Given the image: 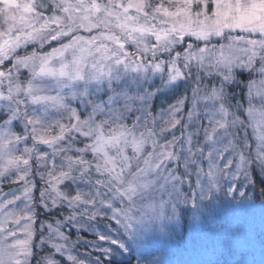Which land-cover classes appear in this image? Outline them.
I'll use <instances>...</instances> for the list:
<instances>
[{"label":"snow or ice","instance_id":"6c2138e0","mask_svg":"<svg viewBox=\"0 0 264 264\" xmlns=\"http://www.w3.org/2000/svg\"><path fill=\"white\" fill-rule=\"evenodd\" d=\"M189 229L264 253V0H0V264H173Z\"/></svg>","mask_w":264,"mask_h":264},{"label":"rangeland","instance_id":"374dc122","mask_svg":"<svg viewBox=\"0 0 264 264\" xmlns=\"http://www.w3.org/2000/svg\"><path fill=\"white\" fill-rule=\"evenodd\" d=\"M227 257V253H224L222 249L212 247L203 248L199 246V238L196 237L191 229H189L186 242L180 247L170 248V258L173 259V264L176 261L189 262V264H197V262H219L223 264L224 259ZM231 259V257H227ZM237 258H240L239 255ZM248 264H264V253L257 247L254 250L248 251L244 254Z\"/></svg>","mask_w":264,"mask_h":264}]
</instances>
